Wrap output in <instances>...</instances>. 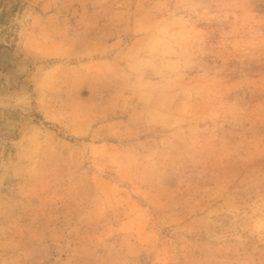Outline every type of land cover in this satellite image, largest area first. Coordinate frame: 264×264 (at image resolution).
<instances>
[{"label":"rangeland","instance_id":"374dc122","mask_svg":"<svg viewBox=\"0 0 264 264\" xmlns=\"http://www.w3.org/2000/svg\"><path fill=\"white\" fill-rule=\"evenodd\" d=\"M176 9L149 97L127 54ZM0 264H264V0H0Z\"/></svg>","mask_w":264,"mask_h":264},{"label":"clouds","instance_id":"9594fccd","mask_svg":"<svg viewBox=\"0 0 264 264\" xmlns=\"http://www.w3.org/2000/svg\"><path fill=\"white\" fill-rule=\"evenodd\" d=\"M196 30L188 15L176 9L143 28L142 40L127 54L129 73L149 97L165 98L193 66ZM31 103L27 94L13 97L23 111Z\"/></svg>","mask_w":264,"mask_h":264}]
</instances>
